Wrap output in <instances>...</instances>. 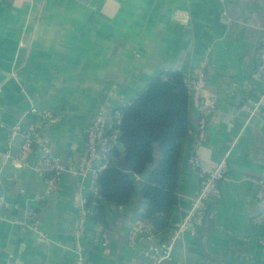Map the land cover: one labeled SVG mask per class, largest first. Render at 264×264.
Segmentation results:
<instances>
[{"label": "crops", "instance_id": "1", "mask_svg": "<svg viewBox=\"0 0 264 264\" xmlns=\"http://www.w3.org/2000/svg\"><path fill=\"white\" fill-rule=\"evenodd\" d=\"M263 31L264 0H0V264H153L146 250L184 222L199 190L193 157L213 168L227 152L219 195L158 264H264V101L253 116L243 108L264 90L253 75ZM202 62L204 92L195 85ZM165 69L182 71L191 93L179 203L166 232L136 236L141 183L159 154L130 202L106 203L104 227L86 130ZM17 124L48 137L62 160L53 193L35 168L39 144L23 151ZM30 208L39 231L22 225Z\"/></svg>", "mask_w": 264, "mask_h": 264}, {"label": "trees", "instance_id": "2", "mask_svg": "<svg viewBox=\"0 0 264 264\" xmlns=\"http://www.w3.org/2000/svg\"><path fill=\"white\" fill-rule=\"evenodd\" d=\"M190 97L184 73L165 69L153 76L129 103L118 108L121 145L111 150L106 167L97 176V216L104 227L108 218L106 203L130 202L138 189L137 176L146 173L159 154L157 163L141 183L147 205L140 218L156 234L169 229L179 203L183 142L192 125ZM121 162L127 167L121 166ZM93 200L91 197L88 203Z\"/></svg>", "mask_w": 264, "mask_h": 264}, {"label": "built area", "instance_id": "3", "mask_svg": "<svg viewBox=\"0 0 264 264\" xmlns=\"http://www.w3.org/2000/svg\"><path fill=\"white\" fill-rule=\"evenodd\" d=\"M205 66L206 63H200L196 68V87L200 92H204L205 88ZM253 75L258 81L264 83V31L261 42L257 50V61ZM264 101V90L261 97L252 103L245 104L243 108L248 111L250 116L256 114L257 109ZM204 110H209V105L206 103L203 106ZM120 121L121 113L118 109L108 114L102 110L99 113V118L88 126L86 130V147H85V170L91 172L96 178L98 173L104 169L109 161L111 150L115 146L121 145L120 136ZM203 127V125H201ZM14 132L19 133L23 137L22 150L28 151L34 148L37 144L40 146V154L36 162L35 168L38 173L45 176L48 181L47 194L53 193L58 188L60 174L65 169L62 160L55 156L50 149L49 139L46 136L38 135L34 127L26 128L17 124L14 127ZM200 141V140H199ZM10 156L9 151L5 152ZM227 156L221 159L219 164L213 168H205L201 166L197 157H193V162L198 167L200 175L199 190L194 198L193 206L186 215L183 223L179 224L176 229L168 233L167 239L161 246H150L146 250L147 256L153 264H158L162 258L169 256L174 242L181 236L186 227V222L191 221L199 212L203 211L209 199L215 195H219V184L227 176ZM51 173L50 176L47 175ZM7 203L3 194L0 192V216L6 211ZM24 228L40 230L37 212L30 208L26 217L22 220ZM41 234L43 232L41 231ZM148 234L153 235V228L143 223L134 230V235Z\"/></svg>", "mask_w": 264, "mask_h": 264}, {"label": "water", "instance_id": "4", "mask_svg": "<svg viewBox=\"0 0 264 264\" xmlns=\"http://www.w3.org/2000/svg\"><path fill=\"white\" fill-rule=\"evenodd\" d=\"M17 137H21V135L19 134V135H17ZM121 166H123V167H127V164L125 163V162H121Z\"/></svg>", "mask_w": 264, "mask_h": 264}]
</instances>
